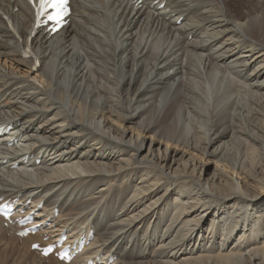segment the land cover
<instances>
[{"label":"bare ground","instance_id":"bare-ground-1","mask_svg":"<svg viewBox=\"0 0 264 264\" xmlns=\"http://www.w3.org/2000/svg\"><path fill=\"white\" fill-rule=\"evenodd\" d=\"M71 6L0 0V263L264 264V0Z\"/></svg>","mask_w":264,"mask_h":264},{"label":"snow or ice","instance_id":"snow-or-ice-1","mask_svg":"<svg viewBox=\"0 0 264 264\" xmlns=\"http://www.w3.org/2000/svg\"><path fill=\"white\" fill-rule=\"evenodd\" d=\"M29 3L36 9V19L40 21L43 19L47 23L52 25L50 31L56 32L64 24L65 18L69 15V0H29ZM0 212L7 215V208L0 209ZM20 235H26V233H20ZM34 248H38V245H33ZM52 248L49 247L45 250V255L50 253ZM66 254L61 256V259H65Z\"/></svg>","mask_w":264,"mask_h":264},{"label":"rangeland","instance_id":"rangeland-1","mask_svg":"<svg viewBox=\"0 0 264 264\" xmlns=\"http://www.w3.org/2000/svg\"><path fill=\"white\" fill-rule=\"evenodd\" d=\"M148 146H149V141L148 142H146V148L148 149ZM212 169V168H211ZM249 214H252V209L250 208L249 209V212H248ZM247 227V226H246ZM245 229V228H244ZM244 229H243V225H241L240 223H239V227H236V228H234L233 229V231L231 232V234L230 235H228V237L230 238V240H238V237H239V235L244 231ZM218 238H222V236H221V234H219L218 235ZM2 257V256H1ZM1 257H0V259H1ZM5 259H6V262H2L1 261V263L0 264H15L9 257L7 258L6 256H3ZM7 260H10L11 261V263L10 262H7ZM47 263V262H46ZM47 264H49V263H47ZM109 264V263H108Z\"/></svg>","mask_w":264,"mask_h":264}]
</instances>
